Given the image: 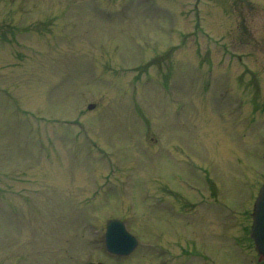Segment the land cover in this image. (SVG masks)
Instances as JSON below:
<instances>
[{
    "label": "rangeland",
    "instance_id": "374dc122",
    "mask_svg": "<svg viewBox=\"0 0 264 264\" xmlns=\"http://www.w3.org/2000/svg\"><path fill=\"white\" fill-rule=\"evenodd\" d=\"M263 183L264 0H0V264H264Z\"/></svg>",
    "mask_w": 264,
    "mask_h": 264
},
{
    "label": "water",
    "instance_id": "95a60500",
    "mask_svg": "<svg viewBox=\"0 0 264 264\" xmlns=\"http://www.w3.org/2000/svg\"><path fill=\"white\" fill-rule=\"evenodd\" d=\"M93 106L90 105L89 108ZM250 237L257 252L264 256V185L261 187L254 205ZM107 251L116 255H128L137 246V240L127 230L124 223L111 219L106 225L104 235Z\"/></svg>",
    "mask_w": 264,
    "mask_h": 264
},
{
    "label": "bare ground",
    "instance_id": "6f19581e",
    "mask_svg": "<svg viewBox=\"0 0 264 264\" xmlns=\"http://www.w3.org/2000/svg\"><path fill=\"white\" fill-rule=\"evenodd\" d=\"M208 183H210V184H211V183H212V179H209V180H208Z\"/></svg>",
    "mask_w": 264,
    "mask_h": 264
}]
</instances>
